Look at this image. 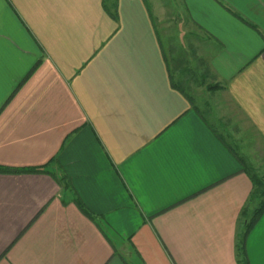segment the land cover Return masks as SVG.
<instances>
[{
	"label": "crops",
	"instance_id": "crops-1",
	"mask_svg": "<svg viewBox=\"0 0 264 264\" xmlns=\"http://www.w3.org/2000/svg\"><path fill=\"white\" fill-rule=\"evenodd\" d=\"M161 6L0 0V164L47 171L0 173V264H239L253 184L219 130L264 144V0ZM180 64L222 85L204 113Z\"/></svg>",
	"mask_w": 264,
	"mask_h": 264
},
{
	"label": "rangeland",
	"instance_id": "rangeland-1",
	"mask_svg": "<svg viewBox=\"0 0 264 264\" xmlns=\"http://www.w3.org/2000/svg\"><path fill=\"white\" fill-rule=\"evenodd\" d=\"M149 4L154 6L156 5H162L161 9L164 7H169L170 3H172V0H146ZM165 4V5H164ZM179 71H183L182 74L183 77H188V85H185L183 81H181V85L185 88L186 91L191 94L193 97L196 105L198 108L204 113V110L208 107L209 101H210V94H213V89H210L209 87L213 86V84L219 85L217 88H222V85L218 83H213L210 79H201L202 83H199V85L202 86H196V82L194 81V84L190 85L191 78L194 80L193 74L189 73V69H183L182 65L180 64L179 67H177ZM192 75V77H191ZM190 77V78H189ZM216 88V89H217ZM219 100L222 101V104L226 106L223 102V96L219 95ZM216 100L213 99V103ZM224 107V106H223ZM221 105V109H224ZM209 119H212L211 117ZM238 129H236V126H234L230 131L229 130H219V132L223 135V138L226 140L228 144L233 147L238 154L244 155L246 157V160L248 163L254 167L255 172L260 176L262 179V185L261 190L264 191V144L261 141V139L255 134L253 130L246 125V127H243V124H239ZM236 129V130H234ZM254 205H251L248 207L249 210L253 208Z\"/></svg>",
	"mask_w": 264,
	"mask_h": 264
},
{
	"label": "trees",
	"instance_id": "trees-1",
	"mask_svg": "<svg viewBox=\"0 0 264 264\" xmlns=\"http://www.w3.org/2000/svg\"><path fill=\"white\" fill-rule=\"evenodd\" d=\"M172 85L177 88L179 91L187 94L185 90L182 88L179 81L173 82ZM219 85L213 84V86L209 87L210 89H216ZM224 143L229 147L232 153L240 160L242 169L247 173L251 182L253 184V190L251 191L247 205L242 209L241 212V232L236 243V256L239 264H249L246 249H245V242L246 236L251 228L254 226L258 218L264 212V191L261 190L262 179L260 176L255 172L254 167H252L245 159L244 156L237 153V151L231 147L230 144L226 142L225 139L221 137ZM34 172H47L46 171V164L42 165H33V166H26V167H11L7 165L0 164V173H34ZM57 182H59L63 189L65 190L68 187V177L65 174H60L59 177H56ZM75 202L79 209H81L85 214H87L90 218H92V213L84 207L83 203L80 199L76 198ZM254 205L251 210L248 209L249 206Z\"/></svg>",
	"mask_w": 264,
	"mask_h": 264
}]
</instances>
